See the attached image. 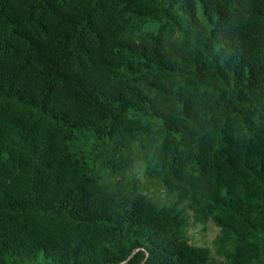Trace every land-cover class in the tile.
<instances>
[{
	"label": "trees",
	"instance_id": "16d2710c",
	"mask_svg": "<svg viewBox=\"0 0 264 264\" xmlns=\"http://www.w3.org/2000/svg\"><path fill=\"white\" fill-rule=\"evenodd\" d=\"M0 264H264V0H0Z\"/></svg>",
	"mask_w": 264,
	"mask_h": 264
},
{
	"label": "rangeland",
	"instance_id": "374dc122",
	"mask_svg": "<svg viewBox=\"0 0 264 264\" xmlns=\"http://www.w3.org/2000/svg\"><path fill=\"white\" fill-rule=\"evenodd\" d=\"M198 15L200 18H204L200 5H198ZM208 27L210 26L208 25ZM139 178L143 180L141 175H139ZM149 191H154L157 197L162 198V201L169 200V197L166 195V193L156 187H149ZM217 234L218 229L215 227V225H213L212 222H208L205 226L190 224L187 229V236L191 239V241H193L194 244L206 246L210 249H213L212 242ZM215 258L216 260L218 259L217 257Z\"/></svg>",
	"mask_w": 264,
	"mask_h": 264
}]
</instances>
